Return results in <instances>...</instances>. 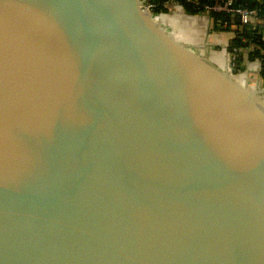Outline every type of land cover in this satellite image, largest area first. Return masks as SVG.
Returning a JSON list of instances; mask_svg holds the SVG:
<instances>
[{"label": "water", "instance_id": "1", "mask_svg": "<svg viewBox=\"0 0 264 264\" xmlns=\"http://www.w3.org/2000/svg\"><path fill=\"white\" fill-rule=\"evenodd\" d=\"M145 2L0 0V264H264V89Z\"/></svg>", "mask_w": 264, "mask_h": 264}, {"label": "crops", "instance_id": "2", "mask_svg": "<svg viewBox=\"0 0 264 264\" xmlns=\"http://www.w3.org/2000/svg\"><path fill=\"white\" fill-rule=\"evenodd\" d=\"M168 11L157 15L155 21L172 40L187 48L191 52L199 50L206 61L219 70H228L238 83H246L251 89H264V79L259 75V64L256 60L249 61L247 54L255 44L249 43L248 30L242 31L244 38L240 39L246 47H240L239 56L242 57V67L236 71L228 65V46L236 36L239 26L235 19L231 23L218 25L213 19L203 13H190L180 5H172ZM237 37V36H236ZM264 45V36L262 37ZM253 84V85H252ZM264 96V92H262Z\"/></svg>", "mask_w": 264, "mask_h": 264}, {"label": "built area", "instance_id": "3", "mask_svg": "<svg viewBox=\"0 0 264 264\" xmlns=\"http://www.w3.org/2000/svg\"><path fill=\"white\" fill-rule=\"evenodd\" d=\"M182 3H188L196 11V13H203L211 17L212 13H224L229 14L233 19L239 17L241 24H250V30H260L262 37L264 36V19L258 16L257 10L254 8L241 7L235 4V0H167L164 2V6L168 8L170 5H180ZM145 7L151 11L154 4L146 0ZM236 36L239 32L236 31ZM235 36V37H236ZM231 47L228 51L229 67L233 69L234 58L239 53L241 48ZM257 48L254 45L249 51Z\"/></svg>", "mask_w": 264, "mask_h": 264}, {"label": "trees", "instance_id": "4", "mask_svg": "<svg viewBox=\"0 0 264 264\" xmlns=\"http://www.w3.org/2000/svg\"><path fill=\"white\" fill-rule=\"evenodd\" d=\"M149 2L154 4V7L152 8L151 12L156 13H165L168 11V9L164 6V2L167 0H148ZM235 4L241 7L246 8H254L257 10L258 16L264 19V0H235ZM184 9L190 13H196V11L190 6L188 3H182L181 4ZM211 18L213 19V22L218 25L226 24L228 26L232 20V17L229 14L224 13H212ZM248 30L247 28L244 29V31ZM249 34V43H253L256 45L257 48L252 49L247 54V59L249 61H258L259 62V75L262 79H264V45L262 40V35L260 30H248ZM242 41L238 39L237 37H234V39L231 42V46L240 48L242 46ZM242 57L239 56L237 53L234 58V66L233 69L236 71H239L242 67Z\"/></svg>", "mask_w": 264, "mask_h": 264}, {"label": "rangeland", "instance_id": "5", "mask_svg": "<svg viewBox=\"0 0 264 264\" xmlns=\"http://www.w3.org/2000/svg\"><path fill=\"white\" fill-rule=\"evenodd\" d=\"M172 5L168 6L169 8L171 7ZM230 46V45H229ZM228 46V51L230 50L231 47ZM257 63L259 64V62L257 61ZM230 64V63H228ZM259 68V67H258ZM253 85V84H252Z\"/></svg>", "mask_w": 264, "mask_h": 264}]
</instances>
